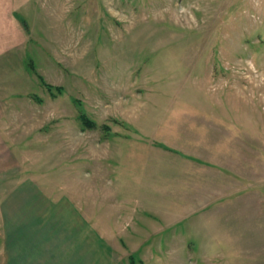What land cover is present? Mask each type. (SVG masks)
I'll list each match as a JSON object with an SVG mask.
<instances>
[{
    "label": "rangeland",
    "instance_id": "374dc122",
    "mask_svg": "<svg viewBox=\"0 0 264 264\" xmlns=\"http://www.w3.org/2000/svg\"><path fill=\"white\" fill-rule=\"evenodd\" d=\"M0 7V232L14 210L18 233L44 232L63 264H264V0ZM134 156L162 190L117 200L114 172ZM202 175L225 202L203 207ZM90 196L100 215L79 223ZM88 231L122 239L75 235ZM9 247L0 264H24Z\"/></svg>",
    "mask_w": 264,
    "mask_h": 264
},
{
    "label": "crops",
    "instance_id": "0c3cea01",
    "mask_svg": "<svg viewBox=\"0 0 264 264\" xmlns=\"http://www.w3.org/2000/svg\"><path fill=\"white\" fill-rule=\"evenodd\" d=\"M1 9V7H0ZM7 11V9H6ZM7 14V13H6ZM6 20L7 18H9L11 20V17L7 14L6 15ZM14 27H15V23H14ZM7 29V28H6ZM11 31V30H10ZM0 36H1V31H0ZM0 42H1V39H0ZM2 49V48H1ZM1 49H0V53H1ZM0 127L2 128V106L0 104ZM4 143V140L2 138V134L0 132V161L3 159H8L10 160L11 158V155H7V149L3 150L2 151V144ZM5 152V153H4ZM4 154V155H3ZM139 156L141 157L140 153H138ZM143 154V153H142ZM143 157H146L144 156V154L142 155ZM135 159V156L131 159H129V162H126L125 161V165L124 167L120 170V174L119 172H114L115 173V176L116 178H118L119 181H116L115 184L112 185V189L115 190V197L118 198L120 197L119 194L120 192H125V193H132L133 195H135V198L139 197V193H145V191L147 192H152L153 193V196L156 195V193H158V191L162 190L160 188H152V185L151 183L154 182L155 180H157V178L159 176H161V173L159 170V173H157V175L152 172V171H147V168L145 167V165L143 166V163L144 160L143 158H139V163L137 164V167H135L134 169L132 164H130V161L131 160H134ZM145 159V158H144ZM147 160V159H146ZM212 163L214 164L212 167L213 169H216L217 171H221V175L225 176L226 175V172L225 170H223V168L221 167H224V166H221V162L219 161V159H215V160H211ZM129 163V164H128ZM142 163V167H140ZM221 166V167H220ZM205 167V166H204ZM0 168H1V163H0ZM220 174V173H219ZM162 175H168V174H164L162 173ZM120 176V177H119ZM149 179V183H146V184H142V182L145 180V179ZM202 179V184L201 185V193H203V198H206L208 203H204L203 204V207H209L210 206V203H216V206L220 204V201L221 202H225V197L224 196H221V199H220V196L218 193H213V191L211 190V187L214 186V184L216 182H213V181H206V178H204V176L202 175L201 177ZM214 180V179H212ZM167 182V181H165ZM207 183V184H206ZM211 183V184H210ZM174 183H170L169 186L165 187L163 190L168 192L170 195L171 193H177V188H173L172 185ZM209 184V185H208ZM145 185L146 188H145ZM144 187V189H140V187ZM151 186V187H149ZM64 190H68V189H64ZM75 191V193L73 192L74 195H76V197H78V191L76 189H73ZM197 189L195 188V191ZM61 191V189L59 190ZM146 192V193H147ZM207 193V196L205 195ZM68 194V195H67ZM67 194L65 196L71 198V189H69V191L67 192ZM121 195V194H120ZM157 198V197H156ZM24 199L23 198H19L20 201H17L16 203V206H19L18 203L22 202V200ZM82 199V198H81ZM79 200V206H78V210L77 212L75 211V215L76 216H79V217H82L79 212H81L82 214H84L85 216H83L82 218H86V220L84 219H80L78 220L79 223L82 222H87V221H94L95 220L93 219V217H99V213L97 210H98V205H96V198L94 197H87V198H84L86 199V201H82V200ZM27 200V198L25 199ZM121 200V199H120ZM82 202V203H81ZM87 202L88 205L85 203ZM15 206V207H16ZM10 209H14V208H10ZM12 211V210H10ZM16 212L13 210V212L11 213L10 215V226H9V229H8V233L5 231L4 234L1 230L0 232V256L3 254L1 252V249L5 243V247L7 246V241H9V248H6L5 249V254L7 253V251L9 253H11L12 255L15 254L16 257L19 256V258H21V261L24 263V264H31L32 261L34 260V256L37 257V253L35 251V246L34 244L36 243V245H40L41 247L37 246V250L41 251V254H42V263L43 264H63V262H67V259H64L62 254H61V250H60V245L58 244V247L59 249L58 250H54V249H49L47 246L49 244L48 240H49V236L48 235H45L44 232H42V234L39 237V239L37 240H32L33 239V236L34 235H30L28 232L25 233V237L22 236L20 233H18L17 229L18 227L15 225V215ZM87 215V216H86ZM20 218V217H19ZM89 218V220H87ZM88 223V222H87ZM96 223H98V220L96 221ZM79 234V240H84V239H88V240H101V239H106V240H112V239H117L118 236H114L113 233L110 234L108 232H93V231H88V232H78V233H75V235ZM2 235V237H1ZM124 238V236H123ZM118 239H122L121 237H118ZM210 239H214L213 237H210ZM19 240V241H17ZM52 243V242H50ZM82 244L80 243V248H81ZM113 249L114 246H112ZM15 250H16V253H15ZM19 253H18V251ZM104 255V254H103ZM108 254H105V260L103 262V260L100 261V263L102 264H112L113 262H111V257H107ZM48 257V258H47ZM96 260V258H95ZM1 261V260H0ZM97 261V260H96ZM113 261V259H112Z\"/></svg>",
    "mask_w": 264,
    "mask_h": 264
},
{
    "label": "trees",
    "instance_id": "16d2710c",
    "mask_svg": "<svg viewBox=\"0 0 264 264\" xmlns=\"http://www.w3.org/2000/svg\"><path fill=\"white\" fill-rule=\"evenodd\" d=\"M48 88H51V87H49L48 86ZM62 89L61 88H57L56 89V91H61ZM80 120H81V122H82V124H83V126L85 127V128H93L94 126H95V123H94V121H92V120H89L85 115H84V113H82V114H80Z\"/></svg>",
    "mask_w": 264,
    "mask_h": 264
}]
</instances>
